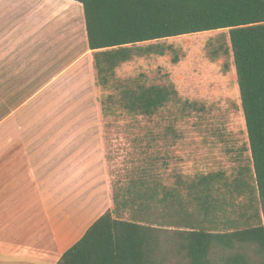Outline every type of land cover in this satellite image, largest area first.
I'll use <instances>...</instances> for the list:
<instances>
[{
    "label": "trees",
    "instance_id": "trees-1",
    "mask_svg": "<svg viewBox=\"0 0 264 264\" xmlns=\"http://www.w3.org/2000/svg\"><path fill=\"white\" fill-rule=\"evenodd\" d=\"M75 1L83 6L96 79L104 84L137 43L229 30L256 187L247 184V167L231 181L217 171L189 182L179 177L172 187L141 170L126 187H114V210L100 215L57 264H264V0ZM120 92L110 100L144 116L155 115L174 93L160 85ZM100 103L104 117L118 115L114 105ZM247 190L245 206L254 213L251 224L240 226L231 213Z\"/></svg>",
    "mask_w": 264,
    "mask_h": 264
},
{
    "label": "rangeland",
    "instance_id": "rangeland-1",
    "mask_svg": "<svg viewBox=\"0 0 264 264\" xmlns=\"http://www.w3.org/2000/svg\"><path fill=\"white\" fill-rule=\"evenodd\" d=\"M46 1L52 4H44ZM73 4L80 5L73 0H1L0 17L11 15L18 27H50L64 18L53 6L69 9ZM133 47L136 53L116 69L108 84L97 78L96 84L88 86V97L81 99L80 108L70 110L75 102L73 94L66 92L63 111H49L41 118L47 123L95 127L85 133L94 136L93 153L87 149L81 154L80 164H65L64 178L59 181L64 185L66 206L58 225L65 234L73 229V213L80 212L82 217L86 212L99 215L110 202L115 208L114 187H126L141 170L157 175L170 187L179 177L189 182L217 171H223L231 181L244 167L248 168L245 177L253 181L229 30L146 41ZM140 85L165 86L174 93L153 116L126 113L109 98L118 100L121 88ZM101 101L114 105L118 115L104 117ZM192 102L195 107L187 105ZM72 134L55 133L61 139ZM85 155L90 159L83 161ZM239 198L236 201H241ZM123 215L129 219L128 212ZM47 233L44 246L50 248L55 241L52 228Z\"/></svg>",
    "mask_w": 264,
    "mask_h": 264
},
{
    "label": "crops",
    "instance_id": "crops-1",
    "mask_svg": "<svg viewBox=\"0 0 264 264\" xmlns=\"http://www.w3.org/2000/svg\"><path fill=\"white\" fill-rule=\"evenodd\" d=\"M80 5L53 6L64 18L50 27H18L11 15L0 17V264H57L100 215L114 210L110 202L99 215L73 213L70 233L59 229L66 206L64 185L59 182L63 167L80 164L87 149L93 153L94 136L85 133L95 127L47 123L41 118L49 111H63L66 92L73 94L70 110L76 111L81 99L88 97V86L96 84ZM64 131L75 134L67 139L55 135ZM247 184L256 187L254 179ZM248 191L233 207V219L240 226L252 223L253 209L245 206ZM85 216L91 218L86 221ZM49 228L55 240L50 248L44 246Z\"/></svg>",
    "mask_w": 264,
    "mask_h": 264
},
{
    "label": "bare ground",
    "instance_id": "bare-ground-1",
    "mask_svg": "<svg viewBox=\"0 0 264 264\" xmlns=\"http://www.w3.org/2000/svg\"><path fill=\"white\" fill-rule=\"evenodd\" d=\"M199 34V33H198ZM195 37V36H194Z\"/></svg>",
    "mask_w": 264,
    "mask_h": 264
}]
</instances>
